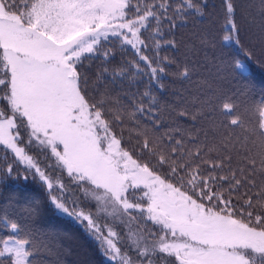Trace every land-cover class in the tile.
Listing matches in <instances>:
<instances>
[{"label": "snow or ice", "instance_id": "1", "mask_svg": "<svg viewBox=\"0 0 264 264\" xmlns=\"http://www.w3.org/2000/svg\"><path fill=\"white\" fill-rule=\"evenodd\" d=\"M219 7L222 23L205 12L207 0L175 6L171 0H0V99L6 101L0 146L11 153L0 162V185L38 179L43 198H31L33 211L47 203L74 218L114 264H264V101L249 128L233 97L209 87L193 120L211 118V139L198 133L193 151L179 130L162 142L148 139L145 129L137 132L142 144L129 149L113 122L140 114L155 124L156 98L133 92L132 111L114 110L107 90L93 95L95 81L83 71V61L95 57L102 62L96 80L109 72L113 84L139 75L163 88L160 76L173 61L159 54L160 39L142 38L143 30L154 21V37L171 35L185 26L189 11L209 26L220 24L227 33L222 41L250 58L237 0H220ZM110 38L129 46L136 59L105 66L114 56L103 47ZM210 42V33L201 37ZM233 68L248 71L238 59ZM190 73L185 66L177 75L190 79ZM241 148L233 167V152ZM206 153L215 156L205 159ZM20 228L11 222L12 234L0 237V258H8L0 264H29L31 240L18 238Z\"/></svg>", "mask_w": 264, "mask_h": 264}, {"label": "trees", "instance_id": "2", "mask_svg": "<svg viewBox=\"0 0 264 264\" xmlns=\"http://www.w3.org/2000/svg\"><path fill=\"white\" fill-rule=\"evenodd\" d=\"M132 2L135 4L136 0ZM171 2L175 6L179 0ZM196 2L202 3V0ZM219 5L220 0H207L205 8V12H211L217 21H220ZM237 18L242 25L244 51L252 52L250 58L235 44L222 41V36L227 33L220 30V24L209 26L191 11L186 16L184 27H178L171 35L165 33L163 38L153 36L155 22L150 21L152 28L143 30L142 38L149 44H153L154 39H160L162 46L159 54L168 56L173 61L165 65L166 71L160 76L163 88L154 83L149 84L147 78L139 75L133 82H129L127 78H118V82L113 84L109 72L96 80L101 60L94 57L83 61V71L95 81L96 91L93 95L107 90L109 107L114 110L123 106L132 111L129 97L133 92L139 95L147 91L150 97L156 98L155 124L140 114L135 119L122 116L120 123L113 122V131L118 138L123 137V147L130 149L133 145L142 144L144 136L137 137V132L145 129L148 139L160 137L162 142H166L168 133L175 134L179 130L185 137L186 147L195 151L197 145L191 142L193 137H197L199 133V139H203L205 132L209 139L212 136L210 117L193 120V114L199 112V100L208 94L209 87L222 89L233 97L247 127L251 128L257 123L258 114L254 108L264 101V0H237ZM206 33H210L211 42L202 44L201 37ZM165 39H174L175 47L164 46ZM103 47L114 52L105 66L122 65L125 60L136 59L134 51L129 46H122L115 38H110ZM146 54L154 53L149 51ZM237 59L247 65L248 71L244 75L233 68V61ZM185 66L191 69L190 79L177 75ZM148 102L149 99L145 98V105ZM5 104L6 101L0 99V110L4 109ZM236 131L240 133L239 129ZM176 138L179 139L180 136L177 135ZM6 152L0 146V162L10 158L11 153L6 156ZM214 156L215 153L211 156L206 153L205 159ZM233 156V167H236L243 157V149L234 151ZM45 163L48 161L42 157L41 164ZM35 195L43 198L42 185L31 175L28 180H9L0 185V237L7 238L11 235V222H18L21 226L18 238L31 240L29 250L32 255L29 264H114L102 255L98 242L85 231L82 224L60 214L47 203L38 213L34 212L31 198ZM7 260V257L0 258V261Z\"/></svg>", "mask_w": 264, "mask_h": 264}, {"label": "rangeland", "instance_id": "3", "mask_svg": "<svg viewBox=\"0 0 264 264\" xmlns=\"http://www.w3.org/2000/svg\"><path fill=\"white\" fill-rule=\"evenodd\" d=\"M57 175H59L60 173L59 172H57L56 173ZM57 212H59V211H57ZM60 214H62V215H64V216H68V215H66V214H63V213H61V212H59ZM102 215V217L104 216V214H101ZM69 217V216H68ZM74 221H75V219L74 218H72ZM108 220H111V218L109 217V218H107ZM77 222V221H76ZM79 223V222H78ZM81 224V223H80ZM148 227H150V228H153V230L155 231L157 228H158V226H153V225H151L150 223L148 224Z\"/></svg>", "mask_w": 264, "mask_h": 264}]
</instances>
